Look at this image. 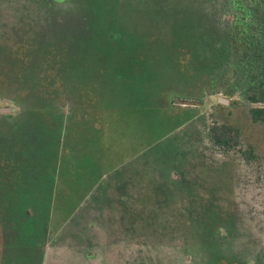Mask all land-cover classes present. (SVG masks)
<instances>
[{"label": "trees", "instance_id": "obj_1", "mask_svg": "<svg viewBox=\"0 0 264 264\" xmlns=\"http://www.w3.org/2000/svg\"><path fill=\"white\" fill-rule=\"evenodd\" d=\"M61 1L50 0L48 5L54 8L59 6ZM142 1L144 2V0H107L104 5L117 4L116 7L126 5L127 10L132 6L138 9L140 12L137 13L140 14L139 5ZM178 1L182 4L181 10H184L186 15L175 22L176 27L184 32L189 25V33L192 23L198 36H191L186 42L178 36L176 38L171 29H168L171 26L169 22L171 17L166 14L159 16L163 22V29L157 33L160 34L158 37L165 43L174 44V49L176 48L178 52L176 54L178 64L186 67L188 65L186 58L193 55L192 59L196 61V66L199 65L200 68L208 66L210 72L207 73L208 78L203 74L202 79L198 78L200 85L194 90L195 95L182 92L179 95L166 96L164 103L178 109L184 105L185 110L195 112L194 116L198 117L197 111L201 106L189 104V101L202 100L207 94L214 96V93L222 94L229 99L239 96L249 107L251 121L256 125H264V0ZM183 2L188 3L187 6H184ZM108 7L110 6L102 8L103 14L109 10ZM28 8L31 19H26L28 13L22 15L19 8L16 15L11 11L12 17L8 14V17L4 18L10 19V23L0 28V38L5 42L0 47L3 59L0 79L4 76L0 86L5 92V94L0 92V100L7 101L18 109L15 115H0V125L6 132L0 139L2 156L0 183L5 193V195L2 193L4 197L0 193L2 199L0 219L3 212L10 211L19 217L15 223L25 225L30 223L29 218L33 217V221H39V218H42L39 216L43 215L41 224L44 230L50 226L54 187L50 178L51 174L54 177L59 175L57 160L60 156L61 143H64V163L68 159V154L72 157L76 154L73 151V143L70 144V139L66 141L65 137L66 132L70 130V123L76 121L84 126L86 132L90 134L88 144L93 151L101 153L96 159L93 158L92 162L87 161V158L84 161L89 162L88 167L91 170L98 172L95 179L89 176L94 181L84 194L83 200H86L96 191L99 183L104 186V182L113 175L116 169V165L113 164L126 162L127 159L121 157L122 153L128 154L130 151L128 157L130 160L143 151L138 144L144 138L142 130L145 121L143 113L135 109L142 106V103L112 100V97L108 99L111 103H108L99 98L100 91L98 92L96 88L98 71H105L110 79L122 73V68L116 67L117 61L114 58L109 56L108 59H103L105 63L102 66L98 58H93L89 54L87 55L92 57L87 58L84 55L94 46L86 48L82 45V40L76 41L65 35L61 40L47 38L40 23L32 22V9ZM118 8L116 11L119 13ZM145 10L153 15L150 5L146 6ZM7 27L9 28L6 29ZM149 29L150 35L158 32L156 29ZM170 34L174 38L167 41L166 38H170ZM193 41L197 44H193ZM165 61L166 66L172 65L167 57ZM91 64L99 69L97 74L96 69H93V76L88 79L80 76V70L82 68L90 70ZM207 80H211L214 84L211 92L205 90L206 85L209 84ZM116 85L117 82L109 88L111 93L108 91L106 94L112 95L113 90H117L116 94L119 91V86ZM167 90L171 91L168 88ZM70 95L72 97L68 100ZM174 99L186 102L171 103ZM231 104L234 105L233 102ZM131 114L133 116L136 114L139 118L133 119V123H137V134H132L129 145L125 144L115 149L112 139L108 138L110 143H106V138L115 131L125 135L124 127L128 123L126 119ZM153 120L157 126V120ZM206 128L207 135H204L209 138L211 145L205 150L195 145L188 162L190 168L207 170L214 167L222 160L214 159L215 154H226L223 160L233 164L234 159L229 156L240 146L239 128L219 122H213ZM50 133L55 139L48 140ZM201 135L199 132L198 136ZM49 143L52 144L51 150L47 149ZM124 148L125 150L122 151ZM240 153L248 162L256 158L253 148L241 150ZM114 158L119 161H112ZM179 168H173L169 175H165L167 179L164 180L165 177H162L161 185L164 191L159 184L151 187L153 195L148 197L150 199H133L129 191L146 192V190L133 187L130 182L116 185L119 197L105 202L113 211L118 209L123 212L119 222L129 216L126 214V211L131 210L128 202L133 201V204L138 206L133 211L146 208L160 211L158 214H148V221H154L155 218L158 224L172 226L153 230V235L157 239L160 236L165 243L173 241V244L167 248L176 249L175 254L164 257L168 264L183 259H189L190 264H263L259 256L264 252V244L252 243L251 239L244 238L238 229L240 222L238 215L229 212L225 217L217 212L221 199H216L214 195L210 196L207 193L201 194L199 182L193 184L190 180L191 169L187 167V162L181 163ZM105 187L108 190L112 189L111 184H105ZM175 225L182 230L176 233L173 227ZM161 258L148 256L147 260L140 262L165 264ZM41 262L40 260L38 264Z\"/></svg>", "mask_w": 264, "mask_h": 264}, {"label": "rangeland", "instance_id": "obj_2", "mask_svg": "<svg viewBox=\"0 0 264 264\" xmlns=\"http://www.w3.org/2000/svg\"><path fill=\"white\" fill-rule=\"evenodd\" d=\"M105 1L107 0H68L67 2L62 0L59 6L51 8L48 5L50 0H0V28L10 23V19L3 17L5 12L12 17L11 11H14L16 15L17 9L20 8V13L22 12L23 15L27 12L26 19H31L28 11L30 7L32 22L40 23L47 38L61 40L65 35L76 41L82 40V45L86 48L94 46L84 55L87 58L92 56L98 58L102 66L105 63L103 59H108L109 56L117 61L116 67L120 66L122 73L114 75L113 79H110L105 71H98L99 69L92 64L90 70L85 68L80 70V76L86 79L93 76V69H96V74L98 71L96 88L101 93L99 98L102 101L111 103L108 99L112 97V100L142 103V106L135 109L143 113L145 121L142 130L144 138L138 144L143 151L130 160H128L130 151L128 154L122 153L121 157L127 159L126 162L113 164L116 165L115 173L113 172V175L104 182V186L99 183L96 191L86 200H83L84 194L93 185L98 172L91 170L88 167L89 162L84 161L87 158V161L92 162L93 158L96 159L101 153L93 151L88 144L90 134L86 132L84 126L82 127L76 121H73V124L70 123V130L66 132L65 137L66 141L70 139V144L73 143V151L76 154L74 157L68 154V159L64 163V143H61L60 156L57 160L60 168L59 175L54 177L51 174L50 179L54 187L51 199L49 241L52 248H49L47 264H141V260H147L146 256L163 257L161 259L168 264L164 257L175 254L176 249L167 248L173 244V241L165 243L160 236L157 239L153 235V230L172 226L158 224L155 218L154 221H148V214H158L160 211L151 208L133 211L138 206L134 205L133 201L128 202L132 212L128 210L126 214L131 217L128 216L119 222L123 212L118 209L113 211L105 201L119 197L116 185L130 182L133 187L146 190V192L129 191L133 199H150L148 197L153 195L151 187L159 184L162 188V177L169 175L173 168L181 167V163L184 162H187V167L191 169L192 183L199 182L201 194L207 193L210 196L214 195L216 199H221L219 207H216L217 212L225 217L229 212L238 215L240 220L238 229L244 238L251 239L252 243L264 244V125H256L251 121L249 107L241 101L239 96L229 99L222 94L214 93V96L207 94L202 100L200 99L202 102L189 101V104L201 106L197 111L198 117L194 116L195 112L185 110L184 105L178 109L164 103L166 96L171 97L182 92L195 95L194 90L200 85L198 78L202 79V74L206 77L210 72L208 66L203 68L196 66V61L192 59L193 55L186 58L188 64L186 67L178 64L176 55L178 52L176 48L174 49V44L165 43L158 37L160 34L157 33L163 29V22L159 16L166 14L171 17L169 19L171 26L168 29H171L176 38L180 37L183 42H186L191 36H198L192 23L189 33V25L184 32L176 27L175 22L186 15V12L181 10L183 7L178 0H144L139 5L143 15L137 13L138 9L132 6L127 10L126 5L118 6V8L115 6L117 4L104 5ZM145 4L152 7L153 15L145 10ZM187 4L183 2L184 6ZM104 6L110 7L103 14L101 10H104L102 9ZM117 8L119 13L116 11ZM149 28L158 30L157 35H150ZM170 35V38H166L167 41L174 38L172 34ZM4 43L0 38V47ZM194 43L196 41H193ZM1 53L0 50V67L3 61ZM166 57L172 65L166 66ZM3 79L4 76L0 82H3ZM110 82L113 84L117 82L119 91L116 94L117 90L113 89L112 95L106 94L108 91L111 93L109 88L113 84ZM207 83L209 84L206 85L205 90L211 92L214 84L211 80H207ZM0 92L5 94L1 86ZM71 97L72 95L68 96V100ZM220 98L229 100V105L219 103ZM178 99L171 100V103L186 102ZM86 102L89 101L86 100ZM12 106L11 103L0 100V108ZM133 119L139 118L136 114L127 117L128 123L124 127L125 135L115 131L107 136L105 142L110 143L108 138H111L115 149L125 144L129 145L132 134H137V123H133ZM153 119L157 120V126ZM213 122L226 123L239 128L241 132L240 146L229 156L234 159V166L231 162L223 160L226 154H215L216 158L208 154L216 160H222L207 170L190 168L188 162L195 145L201 146L204 150L210 147L206 127ZM199 132L201 136H198ZM3 133L6 134L0 125V139L3 138ZM53 139L55 137L50 133L48 140ZM62 139L64 140V133ZM51 147L52 144L49 143L47 149L51 150ZM252 148L256 158L248 162L240 152ZM124 150L125 148L122 149ZM114 160L116 159H112ZM1 164L2 156L0 155ZM105 184H111L112 189H106ZM2 189L0 183L1 195L4 193ZM100 209L101 211H98ZM39 217L43 218V215ZM42 218H39V221H33V217L29 218L30 223L25 225L16 223L13 230L8 228L9 223L6 224V229L0 233V264H18V262L14 263L15 259H23L26 262L30 260L32 264H38L37 247L29 253L26 242L30 227L32 230L36 227V239L41 236ZM173 227L176 233L182 230L178 225ZM24 236L27 237L25 244L22 243ZM50 242L47 247L51 246ZM15 249H17L16 252ZM259 258L264 264V252ZM174 264H190V260H178Z\"/></svg>", "mask_w": 264, "mask_h": 264}, {"label": "flooded vegetation", "instance_id": "obj_3", "mask_svg": "<svg viewBox=\"0 0 264 264\" xmlns=\"http://www.w3.org/2000/svg\"><path fill=\"white\" fill-rule=\"evenodd\" d=\"M8 17V15H6L5 13L3 14V17ZM10 109H12L13 111L10 113H1L0 115H9V114H17L18 109L15 106L12 107H8ZM98 211H101L98 210ZM10 211H6L3 212L2 215V219H0V233H2L1 231L4 232V230L6 229V224L9 223L8 228L13 230V226H15V221H17L19 219V217H17L15 214H10ZM20 221V220H19ZM18 223V222H17ZM51 227V219H50V226L46 227V229L42 230L41 236L39 238L36 239V227L32 230L30 227V232H29V237H28V241L26 242V244L28 245V252L31 253L35 247H37V258H38V262L41 260V264H47L48 258H49V248H52V244L49 241L50 240V235H49V228ZM32 231V233H31ZM23 244H25V240H27V237H23ZM51 244L50 247H47L49 242ZM17 251V249H15V252ZM20 251V250H19ZM17 256V255H16ZM18 257V256H17ZM148 258V256H147ZM146 258V259H147ZM19 264V262L21 264H32V262H30V260L28 262L24 261L23 259H15L14 263Z\"/></svg>", "mask_w": 264, "mask_h": 264}, {"label": "water", "instance_id": "obj_4", "mask_svg": "<svg viewBox=\"0 0 264 264\" xmlns=\"http://www.w3.org/2000/svg\"><path fill=\"white\" fill-rule=\"evenodd\" d=\"M219 103L224 104V105H229V100H227V99H223V98H220V99H219ZM12 111H13V110L10 109V108H0V114H1V113H10V112H12Z\"/></svg>", "mask_w": 264, "mask_h": 264}]
</instances>
